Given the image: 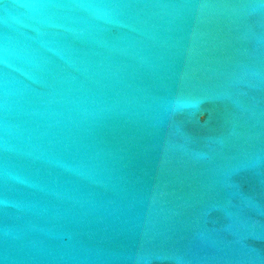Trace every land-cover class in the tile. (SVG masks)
I'll return each mask as SVG.
<instances>
[{"label":"water","instance_id":"obj_1","mask_svg":"<svg viewBox=\"0 0 264 264\" xmlns=\"http://www.w3.org/2000/svg\"><path fill=\"white\" fill-rule=\"evenodd\" d=\"M0 264H264V0H0Z\"/></svg>","mask_w":264,"mask_h":264}]
</instances>
